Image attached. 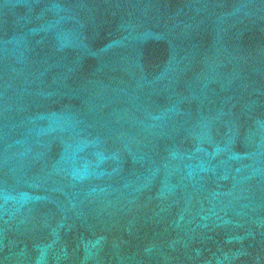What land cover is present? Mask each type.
<instances>
[{
    "label": "water",
    "instance_id": "95a60500",
    "mask_svg": "<svg viewBox=\"0 0 264 264\" xmlns=\"http://www.w3.org/2000/svg\"><path fill=\"white\" fill-rule=\"evenodd\" d=\"M0 264H264V0H0Z\"/></svg>",
    "mask_w": 264,
    "mask_h": 264
}]
</instances>
